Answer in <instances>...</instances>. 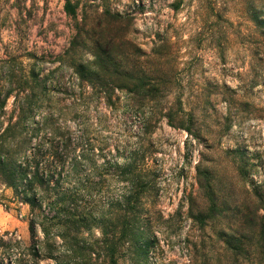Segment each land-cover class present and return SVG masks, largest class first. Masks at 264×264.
<instances>
[{"label": "rangeland", "instance_id": "obj_1", "mask_svg": "<svg viewBox=\"0 0 264 264\" xmlns=\"http://www.w3.org/2000/svg\"><path fill=\"white\" fill-rule=\"evenodd\" d=\"M70 1L77 20L91 32L110 29L125 41L129 62L153 83L160 75L165 90L139 108L133 102L147 101L140 95L115 90L108 100L77 79L64 55L75 22L64 12V0H0V134L11 128L7 138L24 142L22 155L56 147L67 155L65 166L81 154L79 179L61 192L79 188L77 212L89 218L107 212L133 181L145 185L140 209L152 241L139 264H233L221 234L254 243V225L242 226V215L252 216L254 188L264 194V57L246 12L264 0ZM74 57L85 61L90 55L81 46ZM25 94L32 109L20 117L14 103ZM198 167L210 172L219 204L205 223L196 218L208 211ZM42 215L47 233L39 224ZM95 225L79 228L77 241L88 250L100 239ZM63 228L54 210L31 211L0 183V262L27 264L33 244L38 264H54L57 256L68 264L101 260L99 249L91 258L80 249L71 254ZM237 259L264 264L253 247Z\"/></svg>", "mask_w": 264, "mask_h": 264}, {"label": "trees", "instance_id": "obj_2", "mask_svg": "<svg viewBox=\"0 0 264 264\" xmlns=\"http://www.w3.org/2000/svg\"><path fill=\"white\" fill-rule=\"evenodd\" d=\"M64 12L75 20L74 34L64 55L71 58L73 72L81 83L99 91L108 100H111L115 90L140 95L147 101L144 103L133 102V106L138 108L149 101H155L158 94H162L166 85H160L161 76L157 75L159 76L158 82L156 80V83H153L140 66L137 67L134 62H129L125 54H128V49H125V41L112 35L110 29H107L105 34L91 32L92 27L89 25L87 27L85 23L77 20V5L70 0H64ZM106 12L110 14L108 11ZM246 12L251 14L250 20L254 24L258 36L257 46L264 57V2L250 5ZM111 16L115 21L121 19L118 13ZM81 46L86 48L90 55V58L85 61H79L74 57L77 48ZM25 95L21 102L14 103L13 111L17 110L20 117L32 109L31 100H27L29 95ZM4 103L5 98L0 97V111L2 112ZM165 116L172 123L171 115L165 113ZM181 126L183 128L184 125ZM184 128L188 133L192 132L190 127ZM10 129H4L0 134V183L11 187L15 197L28 203L31 211L37 210L42 213L45 207L54 210L57 224L64 227L62 239L70 248L71 254L74 255V252L76 253V250L80 249L83 251L82 254L88 251L87 255L91 258L92 249H99L103 254L100 261L99 259L95 260L98 261L95 264H119L120 259L126 254H128L127 264H139L140 259L146 257L152 239L149 226L142 217L140 209L141 199L147 190L145 185L139 181H133L129 191L110 205L107 212L89 218L86 211L77 212L80 202L79 188L61 192L63 185L69 180L79 179L78 163L81 162L82 155L75 154L71 158L69 166H65L67 155L59 152L56 147L49 148L44 152L33 148L27 155H22L24 142L18 144V142H13V139L8 140L7 133ZM19 155L21 160H18ZM41 158H47L48 163L41 164ZM64 169L66 173L61 174L60 172H63ZM197 174L199 183L204 188L208 211L200 210L196 218L205 223L206 219L216 216L219 207L218 197L212 189L210 172L198 167ZM252 195L255 202L253 213L251 217L247 213L242 215V226L254 225L255 242L243 244L235 233L223 231L221 234L225 250L229 251L234 258L233 264L238 261V256H248L252 247L257 254L258 262L264 259V194L258 188H254ZM92 222L96 224L100 239L96 241V247H90L88 250V247L79 244L77 236L83 232L79 229L80 227L88 226ZM39 224L42 226L43 232L47 233L48 218L45 219L42 215ZM33 225L34 222L30 224L32 234ZM31 250L33 253L27 260V264H38L39 250L34 244L31 246ZM54 258V264H68L61 257ZM0 264L3 263L0 262Z\"/></svg>", "mask_w": 264, "mask_h": 264}]
</instances>
